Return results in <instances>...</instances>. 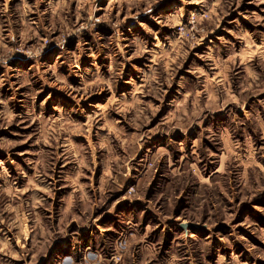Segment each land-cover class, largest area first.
Segmentation results:
<instances>
[{
	"label": "rangeland",
	"instance_id": "374dc122",
	"mask_svg": "<svg viewBox=\"0 0 264 264\" xmlns=\"http://www.w3.org/2000/svg\"><path fill=\"white\" fill-rule=\"evenodd\" d=\"M0 264H264V0H0Z\"/></svg>",
	"mask_w": 264,
	"mask_h": 264
}]
</instances>
